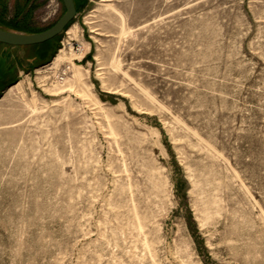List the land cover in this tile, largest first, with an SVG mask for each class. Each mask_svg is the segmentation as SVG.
<instances>
[{"label": "rangeland", "instance_id": "obj_1", "mask_svg": "<svg viewBox=\"0 0 264 264\" xmlns=\"http://www.w3.org/2000/svg\"><path fill=\"white\" fill-rule=\"evenodd\" d=\"M77 4L0 45V264H264V0Z\"/></svg>", "mask_w": 264, "mask_h": 264}, {"label": "water", "instance_id": "obj_2", "mask_svg": "<svg viewBox=\"0 0 264 264\" xmlns=\"http://www.w3.org/2000/svg\"><path fill=\"white\" fill-rule=\"evenodd\" d=\"M65 13L57 23L46 31L25 34L0 28V44L11 47L27 48L43 45L61 35L78 15L82 6H77L76 0H62Z\"/></svg>", "mask_w": 264, "mask_h": 264}, {"label": "trees", "instance_id": "obj_3", "mask_svg": "<svg viewBox=\"0 0 264 264\" xmlns=\"http://www.w3.org/2000/svg\"><path fill=\"white\" fill-rule=\"evenodd\" d=\"M76 4H77V0H76ZM77 6H78V4H77ZM8 29V28H7ZM10 29H13V30H16V31H20V32H22V33H26V34H34L33 32H23V31H21V30H18L17 28H10ZM56 39V38H55ZM53 41V40H52ZM52 41H50V42H52ZM50 42H47V43H45V44H48V43H50ZM45 44H43V45H45ZM1 45V44H0Z\"/></svg>", "mask_w": 264, "mask_h": 264}, {"label": "crops", "instance_id": "obj_4", "mask_svg": "<svg viewBox=\"0 0 264 264\" xmlns=\"http://www.w3.org/2000/svg\"><path fill=\"white\" fill-rule=\"evenodd\" d=\"M2 46H5V45H2ZM9 47H10V48H14V49H15V48H21V47H11V46H6V48H9ZM27 48H35V46L27 47ZM6 51H7L8 53H10V52L14 53V52H15V51H10V50H8V49H6ZM17 52H18V51H17ZM17 52H16V53H17ZM17 54H18V53H17Z\"/></svg>", "mask_w": 264, "mask_h": 264}, {"label": "bare ground", "instance_id": "obj_5", "mask_svg": "<svg viewBox=\"0 0 264 264\" xmlns=\"http://www.w3.org/2000/svg\"><path fill=\"white\" fill-rule=\"evenodd\" d=\"M62 54H64V51L61 52V55L59 56V59L62 58ZM57 64H59V63H57ZM61 64H62V63H61ZM57 66H58V65H57ZM19 85H20V84L16 85V86L13 87L12 89L17 88Z\"/></svg>", "mask_w": 264, "mask_h": 264}, {"label": "built area", "instance_id": "obj_6", "mask_svg": "<svg viewBox=\"0 0 264 264\" xmlns=\"http://www.w3.org/2000/svg\"><path fill=\"white\" fill-rule=\"evenodd\" d=\"M63 76H65V73H63Z\"/></svg>", "mask_w": 264, "mask_h": 264}]
</instances>
